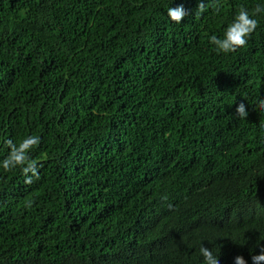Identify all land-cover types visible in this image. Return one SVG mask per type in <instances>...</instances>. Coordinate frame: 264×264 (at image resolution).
Returning <instances> with one entry per match:
<instances>
[{"label": "trees", "instance_id": "1", "mask_svg": "<svg viewBox=\"0 0 264 264\" xmlns=\"http://www.w3.org/2000/svg\"><path fill=\"white\" fill-rule=\"evenodd\" d=\"M204 2L0 0V160L6 140H41L39 180L0 169V264H202L201 243L251 264L264 13L235 52L209 37L264 0Z\"/></svg>", "mask_w": 264, "mask_h": 264}, {"label": "clouds", "instance_id": "2", "mask_svg": "<svg viewBox=\"0 0 264 264\" xmlns=\"http://www.w3.org/2000/svg\"><path fill=\"white\" fill-rule=\"evenodd\" d=\"M174 3V0H172ZM197 10L203 12L205 10L204 0H199ZM219 11V7H217ZM264 13V7L257 5L254 12H250L245 8H240L232 21L227 25L223 34L217 36L215 34L209 37V43L212 44L218 53L229 54L237 49L245 47L251 35L258 27V20L255 18L257 14ZM167 17L170 21L180 23L188 12L182 4L173 7L169 6L166 10ZM261 109H264V100L260 101ZM236 114L244 119L248 116V105L244 102L239 103L235 108ZM41 142L40 137L35 134L26 135L19 142H13L9 139L5 141L8 146L7 156L0 160V169L3 171H12L19 169L25 177V183L31 184L33 180L40 179L39 162L31 155L35 146ZM235 242V241H234ZM258 241L257 245L259 246ZM199 254L202 257V264H221L220 250L215 247H206L200 244ZM251 264H264V247H261L257 254L250 256ZM233 264H249L242 255L234 257Z\"/></svg>", "mask_w": 264, "mask_h": 264}]
</instances>
